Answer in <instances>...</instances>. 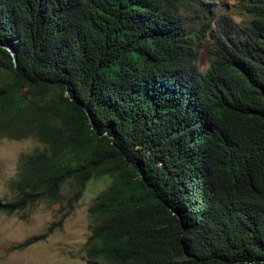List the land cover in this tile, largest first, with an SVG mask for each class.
<instances>
[{
    "label": "trees",
    "instance_id": "16d2710c",
    "mask_svg": "<svg viewBox=\"0 0 264 264\" xmlns=\"http://www.w3.org/2000/svg\"><path fill=\"white\" fill-rule=\"evenodd\" d=\"M213 4L0 0V133L42 144L0 212L105 177L86 264H264V0L200 70L182 8Z\"/></svg>",
    "mask_w": 264,
    "mask_h": 264
},
{
    "label": "rangeland",
    "instance_id": "374dc122",
    "mask_svg": "<svg viewBox=\"0 0 264 264\" xmlns=\"http://www.w3.org/2000/svg\"><path fill=\"white\" fill-rule=\"evenodd\" d=\"M246 0H216L212 11L184 6L183 23L199 32L200 47L197 65L209 66L210 48L222 37L241 32L248 19ZM42 144L34 137L9 138L0 133V199L9 201L15 192L10 186L22 155L31 153ZM107 184L105 177L90 180L82 196L70 205L68 198L74 185H63L60 200L38 201L30 207L7 214L0 212V264H86L85 242L90 234L89 207L94 197ZM41 235L45 237L41 238ZM39 236L27 246L25 239Z\"/></svg>",
    "mask_w": 264,
    "mask_h": 264
},
{
    "label": "water",
    "instance_id": "95a60500",
    "mask_svg": "<svg viewBox=\"0 0 264 264\" xmlns=\"http://www.w3.org/2000/svg\"><path fill=\"white\" fill-rule=\"evenodd\" d=\"M9 50H10V48H9ZM12 53H13V51H12ZM14 61H15V59H14Z\"/></svg>",
    "mask_w": 264,
    "mask_h": 264
},
{
    "label": "bare ground",
    "instance_id": "6f19581e",
    "mask_svg": "<svg viewBox=\"0 0 264 264\" xmlns=\"http://www.w3.org/2000/svg\"><path fill=\"white\" fill-rule=\"evenodd\" d=\"M256 61V60H255ZM260 63V62H259ZM257 66V65H256ZM264 70V69H263Z\"/></svg>",
    "mask_w": 264,
    "mask_h": 264
},
{
    "label": "clouds",
    "instance_id": "9594fccd",
    "mask_svg": "<svg viewBox=\"0 0 264 264\" xmlns=\"http://www.w3.org/2000/svg\"><path fill=\"white\" fill-rule=\"evenodd\" d=\"M9 49V48H8Z\"/></svg>",
    "mask_w": 264,
    "mask_h": 264
}]
</instances>
